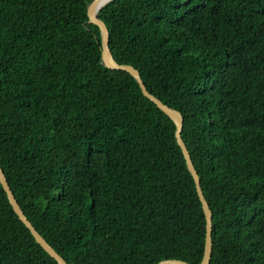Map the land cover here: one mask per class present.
<instances>
[{"label": "trees", "instance_id": "obj_1", "mask_svg": "<svg viewBox=\"0 0 264 264\" xmlns=\"http://www.w3.org/2000/svg\"><path fill=\"white\" fill-rule=\"evenodd\" d=\"M91 0H0V166L70 263L199 264L206 215L176 123L102 61ZM120 63L181 111L210 264H264V0H111ZM0 264H59L0 181Z\"/></svg>", "mask_w": 264, "mask_h": 264}, {"label": "water", "instance_id": "obj_2", "mask_svg": "<svg viewBox=\"0 0 264 264\" xmlns=\"http://www.w3.org/2000/svg\"><path fill=\"white\" fill-rule=\"evenodd\" d=\"M111 0H91L87 7V13L89 17V21L97 24L101 31V41H102V61L103 63L109 68H117V69H124L130 72L140 84V87L147 97H149L156 105L162 109L165 113H167L176 123V138L179 146L182 149V152L185 156L187 165L189 170L191 171L195 183L197 192L201 199L203 209L206 215V241H205V249H204V256L202 261L199 264H210L212 251H213V213L210 207L208 200L205 197L203 188L201 186V179L198 173V170L192 160L191 154L189 149L182 137V130H183V122L184 117L180 110L168 105L167 103L163 102L159 97L149 91L147 86L145 85L140 71L133 66L132 64L128 63H120L118 62L110 48V31L106 23L103 21L102 18L98 16V11ZM0 181L7 192L8 198L10 203L12 204L14 210L18 214L19 218L27 225V227L31 230L32 234L36 238V240L42 245V247L52 256L54 257L59 264H75L68 262L57 250L53 247L48 240L36 229L34 224L25 214L24 210L22 209L21 205L17 201L11 186L8 182L7 176L0 166ZM158 264H192L184 259L179 258H166L162 259L158 262Z\"/></svg>", "mask_w": 264, "mask_h": 264}]
</instances>
